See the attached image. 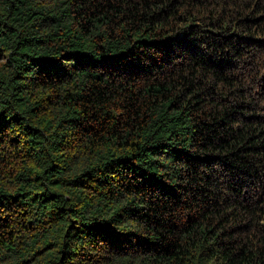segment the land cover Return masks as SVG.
Segmentation results:
<instances>
[{
	"label": "trees",
	"instance_id": "obj_1",
	"mask_svg": "<svg viewBox=\"0 0 264 264\" xmlns=\"http://www.w3.org/2000/svg\"><path fill=\"white\" fill-rule=\"evenodd\" d=\"M0 264H264V0H0Z\"/></svg>",
	"mask_w": 264,
	"mask_h": 264
}]
</instances>
